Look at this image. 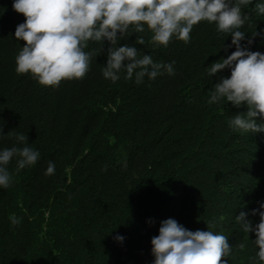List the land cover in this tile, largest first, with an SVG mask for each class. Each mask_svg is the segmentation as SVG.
<instances>
[{"label":"trees","instance_id":"obj_1","mask_svg":"<svg viewBox=\"0 0 264 264\" xmlns=\"http://www.w3.org/2000/svg\"><path fill=\"white\" fill-rule=\"evenodd\" d=\"M242 12L250 17L241 29L247 39L264 28V14L253 5ZM23 21L12 0H0V148L13 146L10 131L24 133L40 153L18 172L14 159L8 165L12 183L0 189V264H152L150 240L167 218L227 236L232 251L222 259L250 264L255 236L234 217L264 201V133L229 128L243 105L207 103L212 86L229 75L226 68L208 77L207 67L235 50H224L231 37L201 21L187 45L173 39L153 49L145 32V45L135 46L154 61H175V75L139 85L123 74L115 83L102 77L105 42L82 79L53 89L15 71L24 41L13 33ZM134 39L135 33L118 46ZM99 47L89 42L85 50ZM249 50L264 52V40L254 37ZM48 161L55 172L46 176ZM9 214L20 224L12 226ZM246 218L259 222L258 215Z\"/></svg>","mask_w":264,"mask_h":264},{"label":"clouds","instance_id":"obj_2","mask_svg":"<svg viewBox=\"0 0 264 264\" xmlns=\"http://www.w3.org/2000/svg\"><path fill=\"white\" fill-rule=\"evenodd\" d=\"M248 5H253L257 16L264 14V0H12V9L24 17L13 33L16 40L24 41L15 57V71L55 89L61 81L82 79L106 42L102 77L115 83L123 74L125 80L139 85L145 78L153 81L158 76L175 75V61H154L152 55L141 53L135 46L145 45V32L151 33L148 43L153 49L167 48L173 39L187 45L193 26L206 21L214 23L218 34L231 37L225 51L227 47L235 49L207 67L208 77L226 68L229 71L212 86L207 103L223 99L235 108L243 105L246 111L233 115L229 128L233 132L264 133V52L249 50L254 37L264 40V28L247 34L246 39L241 29L250 23V17L242 8ZM133 33L134 43L118 46ZM89 42L100 47L86 51ZM6 135L14 136L15 142L12 147L0 148V189L12 183L10 161L15 160L18 172L40 158L24 133L9 131ZM106 169L104 165L101 171ZM54 172L55 164L48 161L44 174ZM249 214L258 215L259 222L252 225L246 218ZM234 219L243 233L255 236L251 242L256 251L250 264H264V201L259 202V210L240 211ZM8 220L12 226L20 224L15 214H9ZM212 226L210 223L208 227ZM114 239L122 242L124 237L116 235ZM150 245L152 264H228L222 257L228 258L232 251L227 236L211 230L191 231L173 218L160 222Z\"/></svg>","mask_w":264,"mask_h":264}]
</instances>
